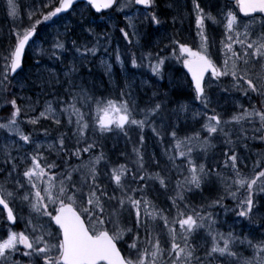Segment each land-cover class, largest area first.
<instances>
[{
    "label": "snow or ice",
    "instance_id": "1",
    "mask_svg": "<svg viewBox=\"0 0 264 264\" xmlns=\"http://www.w3.org/2000/svg\"><path fill=\"white\" fill-rule=\"evenodd\" d=\"M76 4L6 2L0 264H264V0H87L97 17L69 20ZM112 29L127 44L110 61ZM143 66L169 88L129 78ZM121 136L131 147L110 158Z\"/></svg>",
    "mask_w": 264,
    "mask_h": 264
},
{
    "label": "rangeland",
    "instance_id": "2",
    "mask_svg": "<svg viewBox=\"0 0 264 264\" xmlns=\"http://www.w3.org/2000/svg\"><path fill=\"white\" fill-rule=\"evenodd\" d=\"M6 2H7V0H0V38L5 36V34H6L7 30H8L9 20L11 19L10 17H8V18L5 17ZM37 2H38V0H37ZM159 2L161 4V6L163 7L167 3V0H159ZM18 3H20L22 9H27L29 0H18ZM84 5L85 4H79L78 6H76L78 10L76 12H74V13L72 12V14L70 16H68V19L71 20L73 17H77L78 18L79 15H80V11H84L85 16H88L90 18H95V17L92 16V14L90 12V9H84ZM126 14H129V13H125V15ZM169 15H171V13H169ZM113 19L115 21L119 22L120 20H122V16L121 17H114ZM190 25L192 26L191 27V31L194 32V30H195L194 29V22L191 19H189V18H185V21H184V24H183V30H182V33H181L182 35L189 34ZM121 26H123V25L121 24ZM177 26L180 27V25H177ZM100 27H104V25H101ZM170 28H171V25H169V30H170ZM111 31L117 32L119 34L118 37L120 38L121 34L118 31H116L115 29H112ZM84 39L85 40H91L92 37L91 36H87V37H84ZM5 43H7L6 40H0V47H2L3 44H5ZM117 44L120 46L121 50L123 51L125 49V47H126L127 42L124 41L123 39H119L115 43V46ZM35 46L36 47L40 46V41L39 40L37 41ZM132 51L137 52V54L139 55V49L136 48L135 46H134V50H132ZM30 55L32 56V60L29 62V64L33 63L36 60H39L41 58V56H42V54H36L34 52L30 53ZM68 58L70 59L71 57L69 56ZM105 58L109 59L111 61V60L114 59V56H112L111 54H108ZM99 59H100L99 55L95 57L94 66H93V69H92L93 78L97 82L101 83L105 88H109L114 93L115 92V88H114L113 85H110L108 83V77H107V75L104 72V68L98 64ZM44 60H45V63L47 64L48 67H56L55 62L49 63L47 57H44ZM39 66L40 65L37 64V67H39ZM178 66H179V64H174L173 68H172V71H174L176 73V75H178V76H183L184 71L180 70V68H178ZM127 67H128L129 70L132 69V66L130 64H128ZM180 67H181V65H180ZM113 75H114V79H115L116 83H119L120 80L123 78L124 70L121 69V66L119 64H114L113 65ZM129 78L130 79L131 78H135L137 83H139L141 79L150 80V81H152L153 85H155L159 89H167V88H169V82H168L167 75L165 76V78L163 80H160L159 78H155V74L151 73L150 69L147 68L146 66H143V67L137 69L134 73H132V75ZM145 90L149 91V92L151 91V89H145ZM29 94H31V93H29ZM97 94H101V93H97ZM142 99H146V97H142ZM193 106L194 107H198V103H197V106L196 105H193ZM0 117H3V114H0ZM43 123L45 124V126H49L50 127V131H54L55 130V129H53L50 126L48 121L45 120V121H43ZM23 127H24L25 131H29L30 130L29 126H27V125H23ZM133 132L135 133V130L131 131V133H133ZM109 140H111L114 143V145L116 146L118 151H125L126 149H130V147H131V144L130 143H126L122 136L119 138L118 142H117L116 139H112V138H109ZM147 142H148V146L150 148H155L156 147V145L154 143V138H150L149 140H147ZM165 143H166V141H165ZM110 147L111 146H109V148ZM29 150H31V149H29ZM116 162L119 163L120 161L117 160ZM161 163H163V161H161ZM25 211H26V209H25ZM0 214H3L2 210H0Z\"/></svg>",
    "mask_w": 264,
    "mask_h": 264
},
{
    "label": "trees",
    "instance_id": "3",
    "mask_svg": "<svg viewBox=\"0 0 264 264\" xmlns=\"http://www.w3.org/2000/svg\"><path fill=\"white\" fill-rule=\"evenodd\" d=\"M149 130L150 129H147V128L144 130V135L145 136H146V134L148 133ZM131 136H132V142L135 143L136 139H137V133H133V134H131ZM111 145H113V143L110 140L105 141V151L109 152L108 148ZM251 146L254 149H261V148L264 147V145L260 144L259 142H253ZM72 162L75 163V161H72ZM205 195H208L207 189H205ZM153 198L157 199V200H163L164 199V193L157 191L156 195L153 196ZM193 199L196 200L197 203L200 202V198L198 196L197 197H193ZM225 202L228 203L229 205H231V203H232L230 198L228 200H226Z\"/></svg>",
    "mask_w": 264,
    "mask_h": 264
},
{
    "label": "flooded vegetation",
    "instance_id": "4",
    "mask_svg": "<svg viewBox=\"0 0 264 264\" xmlns=\"http://www.w3.org/2000/svg\"><path fill=\"white\" fill-rule=\"evenodd\" d=\"M107 15H109V14H107ZM107 15H103V16H107ZM101 28H104V27H101ZM118 36H119V34L117 32H112L113 40H112V44L110 45L109 51L113 50V47L115 46V43L120 39ZM103 51H104V49H103ZM109 54H111V53H109ZM180 70L184 71L182 65L180 67ZM8 111H9L8 108L4 107L3 108V115L5 116L8 113Z\"/></svg>",
    "mask_w": 264,
    "mask_h": 264
},
{
    "label": "bare ground",
    "instance_id": "5",
    "mask_svg": "<svg viewBox=\"0 0 264 264\" xmlns=\"http://www.w3.org/2000/svg\"><path fill=\"white\" fill-rule=\"evenodd\" d=\"M107 89H109V88H107ZM185 95H186V90H185ZM185 95H184L182 98H184ZM189 130H192V129H189ZM147 136L150 137V138L153 137V133L151 132V130L148 131ZM114 155H115V153L112 152V151H111V148H110V149H109V156H110V158L113 157Z\"/></svg>",
    "mask_w": 264,
    "mask_h": 264
},
{
    "label": "water",
    "instance_id": "6",
    "mask_svg": "<svg viewBox=\"0 0 264 264\" xmlns=\"http://www.w3.org/2000/svg\"><path fill=\"white\" fill-rule=\"evenodd\" d=\"M81 1H86L87 2V0H77V3L78 2H81ZM93 10H95V9H93ZM96 11V10H95ZM102 11V10H101Z\"/></svg>",
    "mask_w": 264,
    "mask_h": 264
}]
</instances>
